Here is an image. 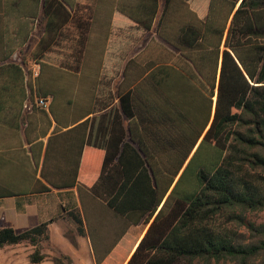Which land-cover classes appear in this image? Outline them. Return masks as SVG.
Returning a JSON list of instances; mask_svg holds the SVG:
<instances>
[{"label": "trees", "instance_id": "obj_1", "mask_svg": "<svg viewBox=\"0 0 264 264\" xmlns=\"http://www.w3.org/2000/svg\"><path fill=\"white\" fill-rule=\"evenodd\" d=\"M173 1L164 0V7ZM159 2L117 12L140 26L142 36L151 29ZM180 2L188 12L181 15L180 28L172 27L180 31L167 40L172 51L132 94L120 98L125 115L135 119L130 132L137 149L125 144L119 160L125 179L107 205L121 215L145 217L144 225L155 215L126 264H264V220L249 218L264 211V0ZM32 3L34 9L40 4L45 19V36L32 52L36 60L70 14L54 24L52 13L64 9L60 0ZM73 18L78 22V10ZM89 23L88 14L80 25ZM144 137L157 142L148 146ZM153 150L159 154L152 156ZM131 165L135 174L128 171ZM184 180L187 187L179 189ZM71 218L83 235L81 219ZM48 224L22 233L0 229V249L26 242L32 246L29 262H42ZM126 256L117 254V264ZM64 261L69 263L66 256L53 259Z\"/></svg>", "mask_w": 264, "mask_h": 264}, {"label": "crops", "instance_id": "obj_2", "mask_svg": "<svg viewBox=\"0 0 264 264\" xmlns=\"http://www.w3.org/2000/svg\"><path fill=\"white\" fill-rule=\"evenodd\" d=\"M151 1L60 0L65 10L52 13L53 23L70 17L34 60L32 52L45 36L40 4L34 9L29 0L19 9L16 0H0V229L22 233L49 223L45 258L38 264H54L61 256L69 260L64 264H117L115 256L127 254L121 263L126 264L155 217L144 225L145 217L121 215L107 205L125 179L119 161L125 144L137 149L130 132L135 119L125 115L120 98L132 94L172 51L167 40L180 34L172 27L180 28L188 12L180 0L166 8L159 0L151 29L140 36L141 27L117 9L138 12L139 4ZM88 14L90 23L82 27ZM148 89L152 95L154 87ZM40 97L49 99L47 109L34 106ZM128 110L133 113L130 104ZM128 171L135 174L134 166ZM71 214L81 219L83 235ZM54 234L69 242L70 254L60 250ZM31 252L26 242L5 246L0 264H31Z\"/></svg>", "mask_w": 264, "mask_h": 264}, {"label": "rangeland", "instance_id": "obj_3", "mask_svg": "<svg viewBox=\"0 0 264 264\" xmlns=\"http://www.w3.org/2000/svg\"><path fill=\"white\" fill-rule=\"evenodd\" d=\"M11 1H13V0H11ZM29 0H17L16 2H18L19 3V5L17 6L19 9L20 8H22L24 5H27V2H28ZM16 7V8H17ZM196 148H197V146H196ZM195 148V149H196ZM197 163H198V160L197 159H195V161L191 164V166H190V168H193V167H196V165H197ZM190 175V174H189ZM189 175H187V176H189ZM190 179V178H189ZM188 181V180H187ZM187 186H185V180H184V182L181 184V186L179 187V189H185ZM249 218L252 220V221H255V222H257V223H260V222H262L263 220H264V211L263 212H261V213H257V214H255V215H250L249 216ZM54 241H56V242H59L58 243V245H59V248H60V250L62 251V252H64V253H68V254H70L71 253V245L69 244V242L68 241H66V240H63V239H61L60 237H59V235L58 234H54ZM195 264H202V263H195ZM212 264H214V263H212Z\"/></svg>", "mask_w": 264, "mask_h": 264}, {"label": "built area", "instance_id": "obj_4", "mask_svg": "<svg viewBox=\"0 0 264 264\" xmlns=\"http://www.w3.org/2000/svg\"><path fill=\"white\" fill-rule=\"evenodd\" d=\"M35 70L32 71V77L33 78H36L38 76V73H39V66L36 64L35 65ZM34 106L37 107V108H40V109H47L48 106H49V99L47 97H40V98H37L35 103H34ZM33 106L30 105L28 107V109H31Z\"/></svg>", "mask_w": 264, "mask_h": 264}]
</instances>
